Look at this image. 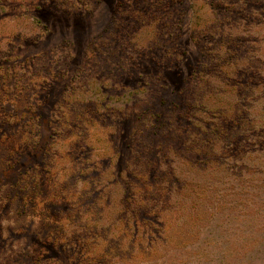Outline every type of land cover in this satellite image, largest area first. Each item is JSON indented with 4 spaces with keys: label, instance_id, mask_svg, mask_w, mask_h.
Wrapping results in <instances>:
<instances>
[{
    "label": "rangeland",
    "instance_id": "obj_1",
    "mask_svg": "<svg viewBox=\"0 0 264 264\" xmlns=\"http://www.w3.org/2000/svg\"><path fill=\"white\" fill-rule=\"evenodd\" d=\"M0 264H264V0H0Z\"/></svg>",
    "mask_w": 264,
    "mask_h": 264
},
{
    "label": "trees",
    "instance_id": "obj_2",
    "mask_svg": "<svg viewBox=\"0 0 264 264\" xmlns=\"http://www.w3.org/2000/svg\"><path fill=\"white\" fill-rule=\"evenodd\" d=\"M191 75V74H190ZM141 87H143V85L141 86ZM222 123H226L225 121H222ZM220 125V124H219ZM232 125V123H229L228 124V126H231ZM216 128H218L219 126H215ZM147 132V133H150V132H152V131H154V130H152V129H150V128H145V126H142V127H140V130H136L135 128H133L132 127V129H131V131L130 132ZM219 133L218 132H214V136H219L218 135ZM223 137V136H222ZM229 138V137H228ZM223 140H226V138H224L223 137ZM159 145L158 144H155V145H153V147H150V149L151 148H156V147H158ZM160 147V149H159V152H161V149H162V151H163V148H161V146H159ZM195 150V149H194ZM197 150V149H196ZM198 151H200V152H203V150H201V149H198ZM133 216V215H132Z\"/></svg>",
    "mask_w": 264,
    "mask_h": 264
}]
</instances>
